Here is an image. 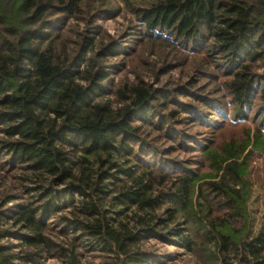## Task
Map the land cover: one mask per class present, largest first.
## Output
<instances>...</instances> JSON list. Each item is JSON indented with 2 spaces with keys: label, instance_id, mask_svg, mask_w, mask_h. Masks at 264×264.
<instances>
[{
  "label": "trees",
  "instance_id": "16d2710c",
  "mask_svg": "<svg viewBox=\"0 0 264 264\" xmlns=\"http://www.w3.org/2000/svg\"><path fill=\"white\" fill-rule=\"evenodd\" d=\"M119 2L137 35L100 23ZM186 66L195 77L163 79ZM199 77L230 96L239 141L218 149L178 127L228 119ZM253 151L264 154V0H0V264H264Z\"/></svg>",
  "mask_w": 264,
  "mask_h": 264
},
{
  "label": "rangeland",
  "instance_id": "374dc122",
  "mask_svg": "<svg viewBox=\"0 0 264 264\" xmlns=\"http://www.w3.org/2000/svg\"><path fill=\"white\" fill-rule=\"evenodd\" d=\"M119 5H121L122 10L120 14L113 18H107L100 20V23L102 24L103 28L108 31L112 36L116 37L117 39H120L125 34L130 35H137L134 31L136 29L135 26H133L132 23L135 22L133 16L126 11L124 8V5L122 2H119ZM146 55V54H144ZM154 55V54H153ZM183 56H186V54H183ZM120 56L112 57L110 60H118ZM188 62H195L199 56L195 55V53H188L187 54ZM143 59L140 60L138 69L140 71H143L144 68H146L143 65ZM185 71V72H184ZM189 71L188 66L185 67V69H172L169 72V75H165L163 79H170L172 83H176L178 81L186 80L188 81L189 76L192 75V78L195 77L191 72L187 73ZM124 72H126L127 76L129 78L134 77V72L132 71V67L130 64L125 65ZM147 70H144V77H146L148 74ZM195 73V72H194ZM118 75H124L123 72H120L116 75V78ZM169 77V78H167ZM200 82L199 84L203 83L205 88L202 89L203 93L205 95H209L210 97H217L222 98L221 100L223 103L220 107L228 114V119L223 120L220 116H216V114H213V117L218 121L216 125L213 128L207 127V126H178L180 128H186L187 131L192 132L195 134L199 139L202 141H207L209 143H213V145H216V148L220 149V146L227 142V140L235 139L239 141L243 134H242V120L241 118L236 119V122L229 121L230 116L232 115V107L233 104L231 103L230 96L226 94L227 92L225 89H221V85H216L215 82H209L207 78L199 77ZM149 80H152L150 78ZM171 83V84H172ZM220 87V88H219ZM194 91V86L190 87ZM180 99L186 100V101H193L191 98L186 96H179ZM256 108L254 106L253 110ZM253 110L251 112V116L253 115ZM230 113V116H229ZM170 142H168L165 139L161 140V143L159 145H169ZM173 157H179L180 159L186 160V161H195L203 160L202 155L199 151L194 152H187L182 150H176L172 153ZM247 161L249 164V172H248V186L250 189V197L247 201L248 204V210L250 213V224H252L253 230H257L259 226V222L261 220V216L264 213V154L262 152H256L253 151L252 153L246 155ZM246 159V158H245ZM157 245L159 247V252H170V253H176L183 251L180 247L168 244V243H162L157 242ZM173 257V256H172ZM89 259L87 258L86 262H89ZM179 261L178 264H187V263H193L194 261L192 258L187 255H182L181 257L177 258ZM84 260V261H85Z\"/></svg>",
  "mask_w": 264,
  "mask_h": 264
}]
</instances>
